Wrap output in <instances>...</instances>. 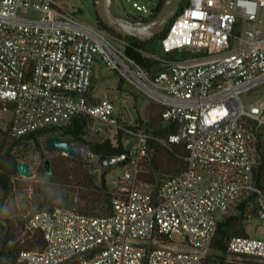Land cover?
<instances>
[{"label":"built area","instance_id":"1","mask_svg":"<svg viewBox=\"0 0 264 264\" xmlns=\"http://www.w3.org/2000/svg\"><path fill=\"white\" fill-rule=\"evenodd\" d=\"M164 1L111 5L118 15L142 19L156 15ZM81 14L75 0H0V101L11 106L17 137L79 115L90 117V133H120L122 154L101 158L88 152L101 173L119 172L112 212L91 215L61 206L34 212L27 225L43 232L44 248L21 250L13 263L0 264L221 262L213 244L226 215L253 196L264 221L253 129L256 122L264 125V100L244 101L264 84V0H187L160 40L158 55ZM128 47L159 65L145 68ZM98 65L164 106L163 119L178 126L169 142L186 144L187 168L158 188L140 178L151 134L137 127L138 113L120 111L109 97L96 98ZM174 234L184 241H174ZM227 251L264 262V238L233 236Z\"/></svg>","mask_w":264,"mask_h":264},{"label":"trees","instance_id":"2","mask_svg":"<svg viewBox=\"0 0 264 264\" xmlns=\"http://www.w3.org/2000/svg\"><path fill=\"white\" fill-rule=\"evenodd\" d=\"M187 0H184L181 7ZM94 3V0H93ZM165 3V1H164ZM158 9L162 8L163 4ZM98 26L106 29L116 38L134 44L136 47L149 50V46L154 41H159L166 35L170 23L166 30L154 39L142 42L134 36H122L108 27L98 16ZM149 18H133L134 20H150ZM127 52L135 57L138 62L147 69L155 68L159 62L145 58L142 53L128 47ZM151 52V51H150ZM120 90L127 88L125 80L119 79ZM95 83V79H94ZM125 85L126 87H123ZM124 88V89H123ZM0 101V109L3 108ZM11 108V106H10ZM164 106L150 102L145 115L138 116L137 127L142 128L151 134L149 140V158L144 163L140 173V178L158 188L165 179L177 175L187 168L188 149L185 143L173 144L169 142L171 134L177 132L175 122L166 121L162 117ZM91 119L87 115H79L71 119L68 123L51 126L35 133L17 137L9 128L3 133L0 143V193L4 197H9L14 191V176L19 174L18 155L26 154L27 148H40L41 138L48 135V139L66 140L71 143L86 146L92 153L108 158L125 152L122 135L118 133L115 137L105 136L101 140L89 141L88 133ZM256 135V150L260 157V165L256 170L257 187L264 194V125L258 122L253 124ZM101 173V183L97 182L96 175L91 171L88 163L76 157H56L51 162V169H45V175L41 182L34 185L35 202L40 210L53 209L57 206L68 207L69 194H77L80 201L84 202L81 207L82 212L91 215H104L112 212L113 191L109 188L106 175ZM20 175V174H19ZM252 219H258V207L253 196L239 204L233 211L219 223L213 249L220 253L221 262L215 264H264L258 259L253 260L245 257L239 261H228L227 241L236 235H248L246 225ZM7 219L0 218V221ZM9 227L3 238H0V263L14 262L21 250H42L45 246L43 232L35 229L28 231L23 242L17 241V228L13 221L8 220Z\"/></svg>","mask_w":264,"mask_h":264},{"label":"rangeland","instance_id":"3","mask_svg":"<svg viewBox=\"0 0 264 264\" xmlns=\"http://www.w3.org/2000/svg\"><path fill=\"white\" fill-rule=\"evenodd\" d=\"M75 3L79 5L82 9L81 18L88 22L89 24L95 25L96 9L94 7L93 0H75ZM122 15V14H121ZM125 15V14H123ZM149 50L158 55L161 53V45L159 41H154L150 44ZM148 51V52H150ZM96 77H95V96L96 98L109 97L118 104V109L123 111V109L129 108L131 113L135 116L140 114L142 117L145 115L146 110L150 102L147 95L136 88L133 85L127 84V88L120 90L119 88V77L115 73L107 72L103 70L100 65L96 67ZM123 87H126L123 85ZM128 95V96H127ZM261 99L264 100V84L260 85L249 93L244 95V101L246 105L249 103ZM0 109V143L3 138V133L9 128V124L12 118V113L9 105H4ZM7 106V109H5ZM136 107V109H135ZM113 132L110 130H105L103 134L100 133H88L89 141L101 140L105 136L112 135ZM48 135L41 138V147L33 148L32 146L27 148L28 152L26 154L18 155L16 160L18 163L26 162L33 170V175L31 177H25L21 175L14 176V191L11 196L4 197L0 193V218L13 221L15 227L17 228V241L23 242L25 236L30 229L27 225L28 217L34 212L39 211V206L35 202L34 185L41 182V179L45 175L46 161H49V169H51V162L56 157H72L60 150L48 148L47 141ZM74 144V143H73ZM77 145V144H75ZM82 156L80 159L88 163L91 171L96 175L97 182L101 183L100 174L101 172L97 170L95 164L92 162V158L89 156V149L86 146H81ZM108 172L106 175L107 183L109 188L113 191L116 187L117 178L119 177V172L117 169L113 168L111 170H104L102 173ZM65 196H69L68 207L81 210L84 206V202L80 201L77 194H72L68 191L64 192ZM62 207V206H61ZM247 232L253 237L264 238V221L259 219H252L246 225ZM174 241L180 243L184 241L183 236L179 234L173 235ZM228 261H239L235 256H228Z\"/></svg>","mask_w":264,"mask_h":264},{"label":"water","instance_id":"4","mask_svg":"<svg viewBox=\"0 0 264 264\" xmlns=\"http://www.w3.org/2000/svg\"><path fill=\"white\" fill-rule=\"evenodd\" d=\"M183 0H166L156 16L150 20H134L118 15L111 5V0H94V7L101 20L111 29L122 36H134L142 42H147L162 34L172 18L178 13ZM47 147L60 150L69 156L80 158L82 151L80 145H75L66 140L50 139ZM46 161V169H49ZM21 176L31 177L32 167L26 163L18 164ZM9 227L8 220L0 221V238H3Z\"/></svg>","mask_w":264,"mask_h":264},{"label":"flooded vegetation","instance_id":"5","mask_svg":"<svg viewBox=\"0 0 264 264\" xmlns=\"http://www.w3.org/2000/svg\"><path fill=\"white\" fill-rule=\"evenodd\" d=\"M95 24H96V25L99 24V23H98V18H97V17H95Z\"/></svg>","mask_w":264,"mask_h":264},{"label":"clouds","instance_id":"6","mask_svg":"<svg viewBox=\"0 0 264 264\" xmlns=\"http://www.w3.org/2000/svg\"><path fill=\"white\" fill-rule=\"evenodd\" d=\"M253 7H254V5H253Z\"/></svg>","mask_w":264,"mask_h":264},{"label":"crops","instance_id":"7","mask_svg":"<svg viewBox=\"0 0 264 264\" xmlns=\"http://www.w3.org/2000/svg\"><path fill=\"white\" fill-rule=\"evenodd\" d=\"M247 230V229H246ZM249 234V233H248Z\"/></svg>","mask_w":264,"mask_h":264}]
</instances>
